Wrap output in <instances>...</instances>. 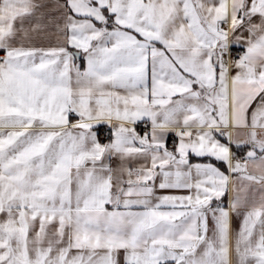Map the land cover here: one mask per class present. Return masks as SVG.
<instances>
[{
  "label": "snow or ice",
  "instance_id": "6c2138e0",
  "mask_svg": "<svg viewBox=\"0 0 264 264\" xmlns=\"http://www.w3.org/2000/svg\"><path fill=\"white\" fill-rule=\"evenodd\" d=\"M0 264H264V0H0Z\"/></svg>",
  "mask_w": 264,
  "mask_h": 264
},
{
  "label": "built area",
  "instance_id": "2783aa9c",
  "mask_svg": "<svg viewBox=\"0 0 264 264\" xmlns=\"http://www.w3.org/2000/svg\"><path fill=\"white\" fill-rule=\"evenodd\" d=\"M101 139H103V134L101 135Z\"/></svg>",
  "mask_w": 264,
  "mask_h": 264
},
{
  "label": "crops",
  "instance_id": "0c3cea01",
  "mask_svg": "<svg viewBox=\"0 0 264 264\" xmlns=\"http://www.w3.org/2000/svg\"><path fill=\"white\" fill-rule=\"evenodd\" d=\"M195 162V161H194Z\"/></svg>",
  "mask_w": 264,
  "mask_h": 264
}]
</instances>
